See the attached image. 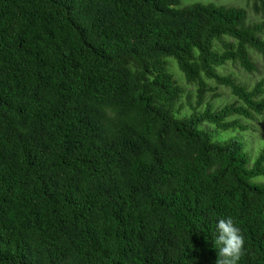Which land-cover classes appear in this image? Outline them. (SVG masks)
<instances>
[{
    "label": "trees",
    "instance_id": "obj_1",
    "mask_svg": "<svg viewBox=\"0 0 264 264\" xmlns=\"http://www.w3.org/2000/svg\"><path fill=\"white\" fill-rule=\"evenodd\" d=\"M182 4L0 0V264H215L228 217L238 264H264V147L250 163L242 140L202 127L242 133L264 114V78L218 72L256 69L264 23ZM169 57L199 105L208 80L236 101L182 114Z\"/></svg>",
    "mask_w": 264,
    "mask_h": 264
},
{
    "label": "rangeland",
    "instance_id": "obj_2",
    "mask_svg": "<svg viewBox=\"0 0 264 264\" xmlns=\"http://www.w3.org/2000/svg\"><path fill=\"white\" fill-rule=\"evenodd\" d=\"M212 3L215 5L226 6H239L245 7L248 12L249 23H264V10L262 8L255 9V0H183L182 5L193 3ZM260 5L261 2H259ZM256 69L249 72L236 62H228L226 65L218 69L219 74L225 76H232L238 82L247 85L248 87L254 86L259 80L264 78V55L258 52H252ZM170 69L175 74L177 80L185 89L181 101L179 102L182 108V114H193L205 109V104L211 103L215 108L224 106L236 101V97L227 86L218 84L215 80H208V85L211 88L205 96V104L199 105L197 101V85L188 83L183 73L180 71L174 58L169 57ZM197 109V110H195ZM242 123L249 126L245 132L238 130H230L217 134V130L211 124L205 123L203 128L208 129L216 139H240L246 144V151L250 159V163L254 162L259 155L261 149L264 147V114L257 115L254 120L242 119ZM254 182L264 184V176H258L253 179Z\"/></svg>",
    "mask_w": 264,
    "mask_h": 264
},
{
    "label": "clouds",
    "instance_id": "obj_3",
    "mask_svg": "<svg viewBox=\"0 0 264 264\" xmlns=\"http://www.w3.org/2000/svg\"><path fill=\"white\" fill-rule=\"evenodd\" d=\"M218 235L213 241L217 250L215 264H238L244 254V237L232 217L221 218L216 225Z\"/></svg>",
    "mask_w": 264,
    "mask_h": 264
}]
</instances>
